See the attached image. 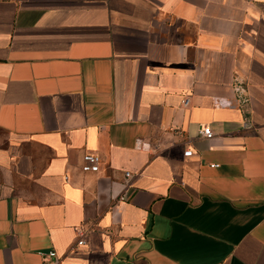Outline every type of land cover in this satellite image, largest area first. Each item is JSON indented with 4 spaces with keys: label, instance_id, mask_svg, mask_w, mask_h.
Masks as SVG:
<instances>
[{
    "label": "crops",
    "instance_id": "1",
    "mask_svg": "<svg viewBox=\"0 0 264 264\" xmlns=\"http://www.w3.org/2000/svg\"><path fill=\"white\" fill-rule=\"evenodd\" d=\"M0 264H264V0H0Z\"/></svg>",
    "mask_w": 264,
    "mask_h": 264
},
{
    "label": "built area",
    "instance_id": "2",
    "mask_svg": "<svg viewBox=\"0 0 264 264\" xmlns=\"http://www.w3.org/2000/svg\"><path fill=\"white\" fill-rule=\"evenodd\" d=\"M189 104V100L188 98H185L183 100V106L186 107ZM221 105H226L225 104H221ZM199 135L200 137L204 138V139H212L213 138V134L211 132V130L209 129V127H203L200 129L199 131ZM139 148L140 149H145L147 148V145L145 147V144L143 143H139ZM192 154V152L190 150L186 151L183 155L184 157H190ZM99 157L94 155V154H85L82 157V166H81V171L84 173H96V171L99 170ZM125 178L129 179L130 178V174L129 173H125ZM124 198H120V200H123ZM84 243L82 240H79L77 242V246H82ZM48 257L50 258H55V254L53 252H50Z\"/></svg>",
    "mask_w": 264,
    "mask_h": 264
}]
</instances>
